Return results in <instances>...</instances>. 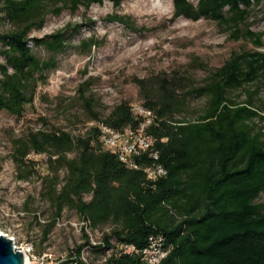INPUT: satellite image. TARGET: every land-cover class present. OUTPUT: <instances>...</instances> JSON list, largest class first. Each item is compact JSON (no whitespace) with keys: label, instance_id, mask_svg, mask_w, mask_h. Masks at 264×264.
<instances>
[{"label":"trees","instance_id":"16d2710c","mask_svg":"<svg viewBox=\"0 0 264 264\" xmlns=\"http://www.w3.org/2000/svg\"><path fill=\"white\" fill-rule=\"evenodd\" d=\"M104 1L0 0V26L10 27L0 32L4 59L0 111L22 116L37 82L56 67L54 58L42 61L34 48L42 47L52 55L62 53L78 27L67 25L40 39L29 38V33L41 29L48 15L73 13ZM107 1L117 8L124 0ZM259 2L198 0L194 5L189 0H172L173 17L215 21L229 32V38L248 39L259 47L260 35L250 31L247 23L252 5ZM106 20L135 29L127 16L114 14ZM95 45L89 39L81 47L89 52ZM133 83L141 105L157 118L147 133L156 140L157 163L166 169L165 178L150 183L142 170L129 169L115 154L102 150L95 128L75 135L57 129L29 132L13 141L17 168L33 167L24 162L31 152L47 156L42 196L55 208L56 217L69 208L91 229L111 227L100 245H85L99 253L109 252L104 264H146L141 252L151 237L162 238V247L168 250L160 264H264V203L256 202L264 193V134L255 123L264 120V100L255 98L259 86H264V54L234 52L210 71L201 86L179 72L135 78ZM88 86L89 82L82 85L79 98L90 120L115 129L136 124L126 102L101 120L92 100L84 96ZM246 86V101H234L231 95ZM192 99H204L203 109L193 121L178 119ZM134 161L140 166L150 164L146 157ZM60 171L64 172L62 181ZM124 245L134 251L121 249ZM82 249L78 246L56 264H83Z\"/></svg>","mask_w":264,"mask_h":264},{"label":"rangeland","instance_id":"374dc122","mask_svg":"<svg viewBox=\"0 0 264 264\" xmlns=\"http://www.w3.org/2000/svg\"><path fill=\"white\" fill-rule=\"evenodd\" d=\"M197 1L189 0L194 5ZM114 14L129 17L135 29L108 22L106 18ZM247 23L250 31L260 35L261 46L248 39L229 38L228 31L209 19L174 18L172 0H124L117 8L105 0L101 5L80 7L73 13L48 15L43 27L32 30L29 38L46 37L67 25L78 30L62 53L52 55L42 47L34 48L40 60L54 58L56 67L37 82L32 101L22 116L16 118L0 111V233L13 237L18 244L32 246L35 255L48 259L45 264L69 258L78 246H83V264H104L109 252L99 253L85 245H100L111 227L91 229L69 208L56 217L55 208L42 196L41 178L48 174L47 156L31 152L24 162H31L33 167L21 166L19 170L12 159L13 141L25 138L29 132L57 129L75 135L86 130L93 121L79 98L86 82L89 86L84 96L92 100L93 110L101 120L121 102L142 104L133 83L135 78L179 72L201 86L210 71L223 65L234 52L264 54V0L252 5ZM9 29L6 23L0 26V32ZM89 39H94L96 45L88 52L81 45ZM3 64L0 55V65ZM248 89L246 86L231 98L239 103L246 101ZM255 98L264 100L263 85ZM204 103V99L190 100L186 111L177 118L195 120ZM255 123L264 134V120ZM59 175L62 181L64 172ZM61 185L62 182L58 187ZM256 202L264 203V193Z\"/></svg>","mask_w":264,"mask_h":264},{"label":"built area","instance_id":"2783aa9c","mask_svg":"<svg viewBox=\"0 0 264 264\" xmlns=\"http://www.w3.org/2000/svg\"><path fill=\"white\" fill-rule=\"evenodd\" d=\"M135 125H126L121 129L112 128L102 121H91L87 124L86 129L95 128L98 132V141L104 151L115 154L118 160L133 170H142L145 178L150 183H155L167 176L166 169L159 163V153L154 149L155 138L147 133L150 126L157 124V118L154 113L144 108L140 103L130 105ZM146 157L150 164L140 166L134 159ZM8 237V236H7ZM13 246L26 258V264H45L46 257H39L34 254L32 246L26 243L18 244L13 237ZM162 238L151 237L149 245L142 250L143 260L146 264H160L168 255V250L162 247ZM121 249L131 252L134 248L131 246H121Z\"/></svg>","mask_w":264,"mask_h":264},{"label":"water","instance_id":"95a60500","mask_svg":"<svg viewBox=\"0 0 264 264\" xmlns=\"http://www.w3.org/2000/svg\"><path fill=\"white\" fill-rule=\"evenodd\" d=\"M13 246L12 240L0 233V264H26V258Z\"/></svg>","mask_w":264,"mask_h":264},{"label":"bare ground","instance_id":"6f19581e","mask_svg":"<svg viewBox=\"0 0 264 264\" xmlns=\"http://www.w3.org/2000/svg\"><path fill=\"white\" fill-rule=\"evenodd\" d=\"M6 236V235H5ZM7 237V236H6Z\"/></svg>","mask_w":264,"mask_h":264}]
</instances>
